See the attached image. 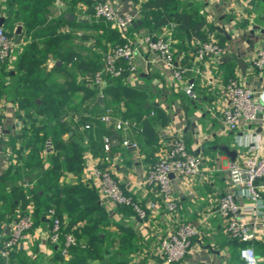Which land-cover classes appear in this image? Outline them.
<instances>
[{"label":"crops","instance_id":"1","mask_svg":"<svg viewBox=\"0 0 264 264\" xmlns=\"http://www.w3.org/2000/svg\"><path fill=\"white\" fill-rule=\"evenodd\" d=\"M93 1L77 0L72 4L68 0H35L39 14L34 18L37 21L29 34L21 35L24 31L23 23L16 21V29L11 33L15 44L10 60L6 64H0V114L4 128V139L0 145V205L5 197L11 198L12 188L22 184L24 188H31L37 184V174L40 172L42 175L47 168L46 152L50 151L49 145H46L41 152V168L29 165L23 179L12 181L3 178L9 166H19L21 158L29 151L22 146L27 136L16 138L25 120L23 110H17L13 99L14 79L16 80L18 75L14 71L13 63L15 64L19 52L30 43L32 32L35 29L47 28L43 36L36 34L34 38L38 42L46 36L49 38V35L56 39L57 43L53 40L46 47V70L53 65L69 68L74 61H91L98 63L102 68L103 55L113 46L115 40L106 29L112 26L95 22V17L87 12V6ZM109 1L116 12L134 15V22L125 33L135 43L137 50L134 62L138 72H126L123 82L134 88L147 89L153 96V103L168 116V122L158 132L156 139L151 141L143 138L134 125L125 130L115 129L114 122L121 119L119 111L122 109V103L110 101L103 95L100 96V93L93 99H84L83 91L75 90L71 97L72 104L77 106L76 110L62 108V121L74 131V139L82 138L85 150L82 170L77 174L64 171L58 182L70 186L81 183L87 188H93L97 194V203L107 217V224L99 225L100 242L96 245V251H93V258L87 259V264H166L159 254L160 239L181 221L191 222L199 231L191 238L185 258L176 264H241L239 245L228 238L224 220L215 211L217 198L229 189L227 167L231 161L219 146L225 145L234 150V158L241 156L244 150L241 145L259 135L262 121L257 122L255 129L242 128L235 132L227 130L221 120V107L224 105L222 85L229 78H235L254 90L256 95L264 97V72H259L252 64L255 51L264 47V0H166L164 7L167 12H189L205 18L207 23L213 26V30L207 31V36L223 48L218 61L211 55H206L199 61L195 57L193 40L190 42V48H185L182 39L174 36V27L170 34L168 24L155 31L153 35L160 34L170 39L175 64L187 69V74L181 82L170 78L168 70L157 55L143 42L142 38L148 35V29L142 26L141 17L136 11L145 0ZM7 7L6 0H0V17L3 18L0 26L8 31L11 28ZM16 7L17 4H14V11ZM66 13L72 14L73 19H66ZM28 14L29 11L18 17L23 20ZM138 20L140 23H136ZM4 22L6 26L3 25ZM17 25H20L19 29ZM217 26L221 27L224 33L218 31ZM119 34L123 37L122 32ZM37 47H41V44ZM69 49L74 51L71 53ZM98 53L101 54L99 59L96 57ZM237 58L246 63L243 71L238 67ZM231 59L235 61V66L232 76L227 77L223 68ZM58 75L61 79L65 78L63 74ZM87 80L88 77L80 74L76 76L77 84ZM187 81L194 83V93L192 92V98L189 99L184 97L183 90ZM87 85L89 86L88 83ZM147 86H151V89ZM98 96L101 97L100 103L96 101ZM86 105L92 110H97L98 106L101 109L110 107L111 121L103 122L102 126L93 122L91 129H85L86 125L79 124V120L88 117ZM152 114L150 111L149 116ZM106 132L111 135L113 145L108 151H104L103 147L100 149L103 137L108 136ZM69 134L71 131L64 133L63 138L68 139ZM173 135H181L187 147L200 157L201 176L172 175L171 185L177 206L174 212L169 213L157 189L144 184L143 178L149 167L165 151L167 142ZM124 138L137 145L123 146L121 140ZM95 165L107 166L111 170L124 193L131 196L145 210L146 219L140 220L131 213L124 214V207L100 197L97 182L90 176V170ZM13 204L10 205L18 214L20 204L16 200H13ZM29 204L33 208L32 202L27 203L25 208ZM14 218L0 224V245ZM82 224L83 221H78L76 225ZM49 228L48 217L42 215L40 221L34 222L33 228L24 236L18 249L3 257V264H55L57 247L47 239ZM257 232L253 245L259 264H264V230ZM127 237L130 243L121 245V240ZM69 257L68 253L64 259Z\"/></svg>","mask_w":264,"mask_h":264},{"label":"trees","instance_id":"2","mask_svg":"<svg viewBox=\"0 0 264 264\" xmlns=\"http://www.w3.org/2000/svg\"><path fill=\"white\" fill-rule=\"evenodd\" d=\"M68 1L74 4L77 0ZM96 1L94 0L91 5L87 6V12L92 14ZM6 2L9 21L14 17L19 18L18 15L29 11V14L22 20L25 30L21 35L29 34L37 21L34 18L39 14L38 8L35 7V0H6ZM165 3L166 0H145L140 3L138 11L142 26L148 29V35L153 36V33L159 28L174 22V36L182 39L185 48H190L191 40L207 39V31L213 30V26L207 23L205 18L189 12H167L164 7ZM14 4H17L16 11H14ZM95 22L109 25L108 22L101 20ZM3 25L6 26L5 22ZM3 28L5 29V27ZM46 29H35L31 34L30 43L19 52L15 60L14 71L18 75L14 82L13 99L17 110H23L25 120L22 130L16 138L27 136L22 146L28 148L29 151L24 158H21L22 162L19 166L17 164L9 166L3 174V178L18 181L23 179L29 165L41 168V152L46 145H49L50 151L46 152L48 166L42 175L40 172L37 174L39 176L37 184L31 188H24L23 184L12 188L10 204L13 206V200H16L20 204V212L23 213L25 205L32 202L34 222L40 221L41 216L45 215L49 208L54 209L56 216L63 224V231L71 232L76 240V244L68 250L69 259H64L59 248H56L54 263L87 264V259L93 258V251H96V245L100 242L99 225H106L107 217L105 211L97 203V194L93 188H87L81 183L70 186L58 182L62 172L70 171L77 174L82 170L85 150L82 146V138L74 139L76 137L74 131L62 121L64 114L62 108L76 110L77 106L72 104L71 97L75 90H82L84 99H93L95 95L101 93L104 98L110 101L121 102L120 118L133 121V127L139 130L141 136L151 141L156 139L158 132L167 124L168 116L157 104L153 103V96L147 89L134 88L124 84L123 78L126 72L119 76L102 73V82L97 84L94 81V76L102 68L98 63L91 61L86 63L74 61L69 68L53 65L49 70H46L44 63L47 51L45 54L41 49L42 54L41 52L38 56L34 54L38 49L37 45L41 44L34 38L38 34L43 36ZM106 29L115 40L113 45L124 41L117 29L112 27ZM11 33H13L12 30L7 31L8 35ZM96 57L99 59L101 54L98 53ZM225 64L223 73L225 76L231 77L235 61L231 59ZM179 67L184 68L183 66ZM58 74H63L65 78L61 79ZM77 74L88 77V80L85 83L77 84ZM186 74L187 72H185ZM191 90L194 93V83ZM184 93L189 99L190 95L185 91ZM85 110L88 117L81 118L79 124L87 125L88 127H84L87 130L92 128L93 122L102 126L103 121L99 119V116L103 113V109L98 106L97 110H92L89 105H86ZM150 111L153 112L152 116H149ZM70 131L68 139H64L63 134ZM106 134L111 138L109 133L106 132ZM112 146L111 144L110 148ZM102 147L103 145L100 146V149ZM119 206L124 207L122 209L124 214H134L129 206ZM78 221H83L84 224L76 225ZM128 243H130L128 237L121 240L123 246ZM0 264H3L1 255Z\"/></svg>","mask_w":264,"mask_h":264},{"label":"built area","instance_id":"3","mask_svg":"<svg viewBox=\"0 0 264 264\" xmlns=\"http://www.w3.org/2000/svg\"><path fill=\"white\" fill-rule=\"evenodd\" d=\"M139 14V11H136ZM92 15L96 20L108 22L113 28L123 33L124 41L107 49L103 55L102 70L94 76V81L100 84L101 74L119 76L125 72L137 73L134 62L136 46L126 35L127 28L134 22V15L118 13L109 0H97L93 5ZM175 23L168 24V33ZM144 44L153 51L170 78L176 82L184 80L187 69L175 64V56L171 41L164 35H145ZM15 40L0 26V64L10 60ZM195 57L202 61L206 55H211L216 61L223 53V48L209 35L206 40H193ZM253 66L264 72V47H259L252 58ZM192 83L187 81L183 90L192 95ZM224 105L221 107V120L224 127L232 132L242 128H256L262 121L260 133L242 144L243 154L228 163L227 181L229 189L222 193L216 201L215 211L224 220L225 233L231 240L239 244V259L241 264H259L254 242L257 230H264V97L255 94L248 86L241 84L235 78H229L222 85ZM102 96V94H99ZM103 122L111 121V108L104 107L99 116ZM134 123L126 119L114 122L117 130H125ZM85 127H88L87 125ZM4 139V128L0 114V145ZM112 138L103 137V150L108 151ZM123 146L135 147L134 142L124 138ZM170 174L181 177L201 176V159L191 151L181 135H173L167 142V148L159 158L149 167L144 175L143 183L152 185L164 202L169 213L176 209V201L171 185ZM90 176L95 179L99 187L100 197L106 198L116 205L129 206L135 216L146 219L145 210L129 195H126L107 166L95 165L90 170ZM237 198L242 200L241 203ZM32 205L29 204L24 212H19L1 240L0 255L7 257L10 251L18 249L24 236L33 228ZM50 221V228L46 234L50 243L59 248L63 256L76 244L71 232L63 231V224L54 209L49 208L45 214ZM198 227L191 222L181 221L171 228L159 242V254L166 264L181 262L188 251L190 240L197 235Z\"/></svg>","mask_w":264,"mask_h":264},{"label":"rangeland","instance_id":"4","mask_svg":"<svg viewBox=\"0 0 264 264\" xmlns=\"http://www.w3.org/2000/svg\"><path fill=\"white\" fill-rule=\"evenodd\" d=\"M17 20H19V21H21L22 23H23V21H22V19L21 18H17V17H14L13 19H11L10 21H9V26H10V30H12V32L16 29L15 27H16V21ZM19 26L20 25H17V27H18V29H19ZM22 29L23 30H25L24 29V25L22 26ZM49 38H47V36L46 37H44L40 42H41V44H42V46L41 47H39L36 51H35V55L36 56H38L39 55V53L41 52V54H42V50H43V52L46 54V51H47V46L46 45H48L47 43H50L51 41H53L54 40V42L55 43H57L56 42V39H53L52 37H51V35H49L48 36ZM47 38V39H46ZM67 40H69V39H67ZM49 41V42H48ZM46 44V45H45ZM45 46V47H44ZM59 47H61V46H59ZM42 49V50H41ZM41 50V51H40ZM70 50V52L72 53L74 50L73 49H69ZM12 67V66H11ZM13 68H15V65H14V63H13ZM14 82H15V79H14ZM151 86H147V88L148 89H151L150 88ZM160 91V90H159ZM192 92H193V90H192ZM192 95H190V97L189 98H192L191 97ZM184 97H186V94H184ZM7 213V214H6ZM0 224L1 223H7V222H9L10 221V219L12 218V217H14L15 215H16V212L14 211V208H12L11 207V205H10V198H8V196L7 197H5L4 199H3V201H2V203H1V205H0Z\"/></svg>","mask_w":264,"mask_h":264},{"label":"water","instance_id":"5","mask_svg":"<svg viewBox=\"0 0 264 264\" xmlns=\"http://www.w3.org/2000/svg\"><path fill=\"white\" fill-rule=\"evenodd\" d=\"M65 18L68 19V20H72V19H73V15H72V14H69V13H66V14H65ZM2 22H3V18L0 17V25L2 24ZM136 23H140V21L138 20ZM216 29H217L218 31L224 33V30H223L221 27L217 26ZM236 62H237V64H238V67H240V69L243 71V70L245 69V67H246V63H245L243 60L239 59V58L236 59ZM189 82H190V81H189ZM96 101H97L98 103H100V102H101V97L98 96L97 99H96ZM219 148H220L221 150H223V151L227 154V156H229V158H230L231 160L234 159V155H235V151H234V150H230V149L228 148V146H225V145H223V146H219ZM170 177H172V174H170Z\"/></svg>","mask_w":264,"mask_h":264}]
</instances>
